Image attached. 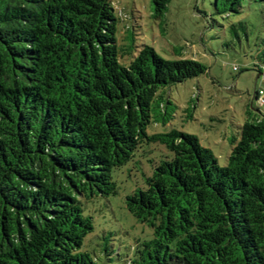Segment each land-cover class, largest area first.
<instances>
[{
  "label": "trees",
  "instance_id": "trees-1",
  "mask_svg": "<svg viewBox=\"0 0 264 264\" xmlns=\"http://www.w3.org/2000/svg\"><path fill=\"white\" fill-rule=\"evenodd\" d=\"M169 1L151 0L154 18ZM119 22L112 0H0V264H95L82 200L115 196L112 172L150 143L172 158L125 198L153 232L129 264H264V113L250 104L224 167L193 135L149 136L164 89L206 68L138 46L132 27L119 41ZM252 66L264 79V49Z\"/></svg>",
  "mask_w": 264,
  "mask_h": 264
},
{
  "label": "rangeland",
  "instance_id": "rangeland-1",
  "mask_svg": "<svg viewBox=\"0 0 264 264\" xmlns=\"http://www.w3.org/2000/svg\"><path fill=\"white\" fill-rule=\"evenodd\" d=\"M112 2L120 18L119 41L132 27L138 46H151L166 60H193L206 68L205 74L164 89L169 103L163 111L153 105L147 134L176 130L193 135L219 166H226L231 141L239 139L250 104L264 113V105L258 107L254 100L264 79L252 66L257 51L264 49V4L244 0L238 13L226 15L214 0H170L165 13L154 18L151 0ZM233 66L239 71L233 72ZM171 158L165 147L143 144L132 161L112 172L115 196L82 200L83 215L92 219L93 229L79 253H88L95 264H129L134 259L137 245L151 240L153 232L127 211L125 198L144 189L154 166Z\"/></svg>",
  "mask_w": 264,
  "mask_h": 264
},
{
  "label": "built area",
  "instance_id": "built-area-1",
  "mask_svg": "<svg viewBox=\"0 0 264 264\" xmlns=\"http://www.w3.org/2000/svg\"><path fill=\"white\" fill-rule=\"evenodd\" d=\"M232 69H233V71H237L238 68L236 66H233ZM256 96H257V99H256L257 103L263 104L264 103V89L263 90L259 89Z\"/></svg>",
  "mask_w": 264,
  "mask_h": 264
}]
</instances>
